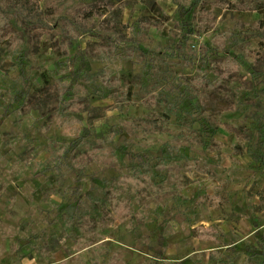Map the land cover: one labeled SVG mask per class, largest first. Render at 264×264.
I'll list each match as a JSON object with an SVG mask.
<instances>
[{
    "label": "rangeland",
    "instance_id": "rangeland-1",
    "mask_svg": "<svg viewBox=\"0 0 264 264\" xmlns=\"http://www.w3.org/2000/svg\"><path fill=\"white\" fill-rule=\"evenodd\" d=\"M102 1L0 0V264H264V0ZM41 72L77 122L22 108Z\"/></svg>",
    "mask_w": 264,
    "mask_h": 264
},
{
    "label": "trees",
    "instance_id": "trees-1",
    "mask_svg": "<svg viewBox=\"0 0 264 264\" xmlns=\"http://www.w3.org/2000/svg\"><path fill=\"white\" fill-rule=\"evenodd\" d=\"M95 5V4H94ZM113 5L111 2L102 1L100 4H96L95 6L86 7L85 14L87 15H95L96 13L103 14L109 12L113 9ZM256 9L263 15V17L258 20V27L264 29V5H258ZM0 23L2 24V29H4L6 34L13 35L15 30L11 22L8 21L5 13L0 11ZM217 68L216 73L218 78L215 81L203 80L202 85L204 88H208V91L203 92L201 94V100L203 109L206 111H228L234 105V101L229 99L226 95L221 94L219 91L226 90L223 85L228 83V81H232L237 78L238 73V62L234 58H219L216 59ZM40 77L43 80V85L40 89H36L34 94L30 97V99L25 103L22 108L27 111L32 107H40L44 114H49L55 119H59L63 122V124L68 125L71 123H75L78 121L76 118H67L63 115L64 107H70L72 104H77V102H73L72 100L67 101L66 96L68 95L69 85L62 81L58 77H50L47 76L44 72L40 73ZM136 81V77L133 78H122L115 76L113 79L107 80L108 87L113 89V92H120L126 90L130 85L128 90L131 89L132 84ZM130 83V84H129ZM106 108L103 106H95L91 107L88 110L90 116L88 118H95L98 115V112H104ZM235 130H240L239 126H234Z\"/></svg>",
    "mask_w": 264,
    "mask_h": 264
}]
</instances>
